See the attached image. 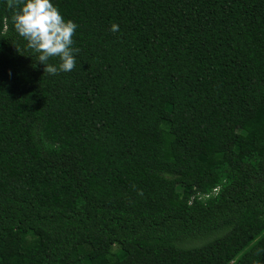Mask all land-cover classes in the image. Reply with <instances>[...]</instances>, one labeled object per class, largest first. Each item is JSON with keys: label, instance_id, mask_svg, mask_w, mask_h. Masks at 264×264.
I'll return each instance as SVG.
<instances>
[{"label": "trees", "instance_id": "obj_1", "mask_svg": "<svg viewBox=\"0 0 264 264\" xmlns=\"http://www.w3.org/2000/svg\"><path fill=\"white\" fill-rule=\"evenodd\" d=\"M52 3L54 75L0 0V264H264V0Z\"/></svg>", "mask_w": 264, "mask_h": 264}, {"label": "clouds", "instance_id": "obj_2", "mask_svg": "<svg viewBox=\"0 0 264 264\" xmlns=\"http://www.w3.org/2000/svg\"><path fill=\"white\" fill-rule=\"evenodd\" d=\"M9 9H15L12 23L16 32L24 38L27 46L38 53L37 60L44 65L43 73L71 72L76 67L73 36L77 25L66 20L52 0H6ZM116 32L119 25L112 24ZM58 58V66L48 63Z\"/></svg>", "mask_w": 264, "mask_h": 264}, {"label": "rangeland", "instance_id": "obj_3", "mask_svg": "<svg viewBox=\"0 0 264 264\" xmlns=\"http://www.w3.org/2000/svg\"><path fill=\"white\" fill-rule=\"evenodd\" d=\"M102 262H103V259L102 258L96 259L94 261H90V260H88L86 258H84L82 260V264H101Z\"/></svg>", "mask_w": 264, "mask_h": 264}, {"label": "built area", "instance_id": "obj_4", "mask_svg": "<svg viewBox=\"0 0 264 264\" xmlns=\"http://www.w3.org/2000/svg\"><path fill=\"white\" fill-rule=\"evenodd\" d=\"M213 191H215V190H213Z\"/></svg>", "mask_w": 264, "mask_h": 264}]
</instances>
